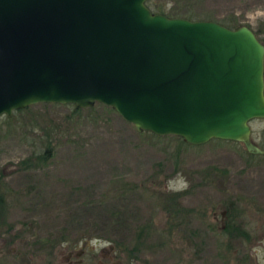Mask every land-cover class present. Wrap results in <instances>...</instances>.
Segmentation results:
<instances>
[{
  "label": "rangeland",
  "instance_id": "rangeland-1",
  "mask_svg": "<svg viewBox=\"0 0 264 264\" xmlns=\"http://www.w3.org/2000/svg\"><path fill=\"white\" fill-rule=\"evenodd\" d=\"M156 3L219 23L234 17L264 41V15L256 14L264 0ZM80 109L70 117L72 104L36 103L0 117V264H264L263 158L235 141L191 145L137 131L98 102ZM250 127L260 143L264 118ZM48 144L46 164L21 165ZM174 192L175 216L163 207ZM227 220L247 236L228 231ZM80 249L93 261L77 262Z\"/></svg>",
  "mask_w": 264,
  "mask_h": 264
},
{
  "label": "water",
  "instance_id": "water-1",
  "mask_svg": "<svg viewBox=\"0 0 264 264\" xmlns=\"http://www.w3.org/2000/svg\"><path fill=\"white\" fill-rule=\"evenodd\" d=\"M137 131L264 155V43L247 25L154 13L147 0H0V117L94 103Z\"/></svg>",
  "mask_w": 264,
  "mask_h": 264
},
{
  "label": "trees",
  "instance_id": "trees-1",
  "mask_svg": "<svg viewBox=\"0 0 264 264\" xmlns=\"http://www.w3.org/2000/svg\"><path fill=\"white\" fill-rule=\"evenodd\" d=\"M147 6L151 9L152 12L154 13H162V14H165L169 17H183V18H187V19H191V20H212L211 18L207 17V16H202V15H194L191 11H188L187 13L185 14H179L177 13V11H171V9L167 8L166 6H163L161 4H155L153 6H151L150 4V0H147ZM221 24L229 27V28H235V27H239L243 24H241L238 20H235L234 17H229V18H225L224 20H222ZM264 43V41H263ZM53 104H56V103H53ZM73 111L71 113V115L69 114L68 116H72L74 114L77 113V115L79 114V111L81 110L80 108L76 107L75 105H73ZM30 108L31 106H28L24 109H20V110H15L13 111V113H20V112H24V111H30ZM5 118L7 119H11L10 117L8 116H5ZM56 128V125L52 122L51 123V127L50 129H54ZM45 129V133L48 135L50 130H47ZM263 135H264V132H263ZM154 136V135H153ZM177 139H179L180 142L184 143V141L180 138V137H176ZM257 145L259 147H261L263 150H264V139L260 142V143H257ZM53 150H54V147L50 144L46 145V147H44L43 150H38V153L35 155V160L33 161L32 159H25V160H22L21 161V165H23L24 168H31L32 165H35V164H46L47 160L50 159L53 155ZM249 155V157H260V158H263L264 159V155H252L250 153H247ZM180 194L179 192H174V193H171L169 196H167L166 199H164L163 201V207L166 211L170 212L172 215H176L177 213L180 212L179 210V203H178V199L180 197ZM5 209H6V199L4 197V193L3 192H0V224L2 222V219L4 218V215H5ZM227 216L229 217V220H232V217L231 215L229 214V212L227 213ZM230 221L227 220V225L226 226L228 229V231H233L235 233H237L238 235L240 236H247V233L245 230L241 229L239 226H237L236 224H229ZM225 229V230H226ZM143 229L141 228L137 234H136V242H137V245L140 243V241L142 240L143 235ZM227 231V230H226ZM227 231V232H228ZM135 245V246H137ZM126 250V252H128L129 254V250L127 251V249H123V251ZM138 251L137 247H134L130 250V253H133V252H136Z\"/></svg>",
  "mask_w": 264,
  "mask_h": 264
},
{
  "label": "flooded vegetation",
  "instance_id": "flooded-vegetation-1",
  "mask_svg": "<svg viewBox=\"0 0 264 264\" xmlns=\"http://www.w3.org/2000/svg\"><path fill=\"white\" fill-rule=\"evenodd\" d=\"M83 255L89 261H93V259H94V256H93L94 254L90 256V254L85 253V249H80V251L77 254V256H78L77 262H80L83 260V258H84Z\"/></svg>",
  "mask_w": 264,
  "mask_h": 264
},
{
  "label": "clouds",
  "instance_id": "clouds-1",
  "mask_svg": "<svg viewBox=\"0 0 264 264\" xmlns=\"http://www.w3.org/2000/svg\"><path fill=\"white\" fill-rule=\"evenodd\" d=\"M256 14L257 15H264V13L259 12V10L257 11ZM182 183H183V187L186 189L188 187L187 181L186 180H182Z\"/></svg>",
  "mask_w": 264,
  "mask_h": 264
}]
</instances>
